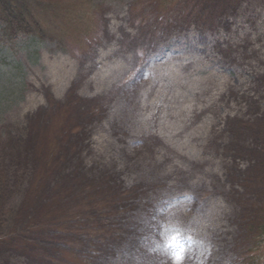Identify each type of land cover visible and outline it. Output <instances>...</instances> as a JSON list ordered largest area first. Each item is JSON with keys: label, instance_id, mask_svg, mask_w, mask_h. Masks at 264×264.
Segmentation results:
<instances>
[{"label": "rangeland", "instance_id": "1", "mask_svg": "<svg viewBox=\"0 0 264 264\" xmlns=\"http://www.w3.org/2000/svg\"><path fill=\"white\" fill-rule=\"evenodd\" d=\"M27 8L0 19V264H264V0Z\"/></svg>", "mask_w": 264, "mask_h": 264}, {"label": "trees", "instance_id": "2", "mask_svg": "<svg viewBox=\"0 0 264 264\" xmlns=\"http://www.w3.org/2000/svg\"><path fill=\"white\" fill-rule=\"evenodd\" d=\"M31 0H0V19L5 24V28L9 29V34L16 33L20 30L30 29L29 24H26L24 13L28 11L27 3ZM28 32V31H27ZM8 33L5 35L10 38Z\"/></svg>", "mask_w": 264, "mask_h": 264}]
</instances>
